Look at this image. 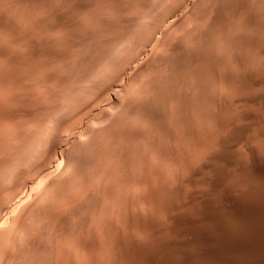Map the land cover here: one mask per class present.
Listing matches in <instances>:
<instances>
[{
  "label": "rangeland",
  "instance_id": "rangeland-1",
  "mask_svg": "<svg viewBox=\"0 0 264 264\" xmlns=\"http://www.w3.org/2000/svg\"><path fill=\"white\" fill-rule=\"evenodd\" d=\"M253 97L264 0H0V264H214L200 232L221 261L264 264L218 232L241 228L211 184L264 212Z\"/></svg>",
  "mask_w": 264,
  "mask_h": 264
},
{
  "label": "bare ground",
  "instance_id": "bare-ground-1",
  "mask_svg": "<svg viewBox=\"0 0 264 264\" xmlns=\"http://www.w3.org/2000/svg\"><path fill=\"white\" fill-rule=\"evenodd\" d=\"M237 2V1H236ZM176 3V1H175ZM180 2H177V4ZM174 4V3H173ZM56 5V4H55ZM168 6V5H167ZM176 6V5H175ZM182 6V5H181ZM173 7V6H172ZM177 7V6H176ZM183 7V6H182ZM181 7V9H182ZM47 9V8H46ZM171 9V8H170ZM173 9V8H172ZM175 9V8H174ZM180 10V9H179ZM184 10V9H183ZM44 11V10H43ZM48 11V10H47ZM173 11V10H172ZM175 11V10H174ZM176 11L178 12V10L176 9ZM175 11V12H176ZM165 12V11H164ZM167 12V11H166ZM179 13V12H178ZM182 13V12H181ZM30 14V13H29ZM33 15V14H32ZM168 15V14H166ZM165 17H168L166 16ZM183 15V14H182ZM29 16V15H28ZM172 17V16H171ZM173 18V17H172ZM181 18V14L180 17ZM178 19H174L175 21L179 20ZM36 19V18H35ZM159 20V19H158ZM173 20V21H174ZM181 20V19H180ZM48 21V20H47ZM23 22V21H22ZM54 22V21H53ZM157 23V22H156ZM168 23V22H167ZM30 25V24H29ZM38 25V24H37ZM156 25V24H155ZM170 25V24H169ZM168 25V26H169ZM153 26V25H152ZM163 26V25H161ZM166 26V27H168ZM159 27V25H158ZM164 27V26H163ZM170 27V26H169ZM161 28V27H160ZM165 28V27H164ZM154 29V28H153ZM158 29V28H157ZM162 29V28H161ZM160 29V30H161ZM167 28H165L166 30ZM163 30V29H162ZM153 31V30H151ZM154 32H156L154 30ZM158 32V31H157ZM156 32V33H157ZM160 33V31H159ZM159 36V35H158ZM161 36V35H160ZM163 37V36H161ZM160 37V38H161ZM158 38V37H157ZM148 39V38H147ZM159 40V39H158ZM144 41V40H143ZM149 43V41H146L144 44L146 45V43ZM31 43V42H30ZM56 43V42H55ZM58 43V42H57ZM159 44V43H157ZM157 44L153 47L157 48ZM143 45V44H142ZM141 47V46H140ZM145 47V46H144ZM147 47V46H146ZM148 49V48H147ZM154 49V48H153ZM151 50V49H150ZM146 51V49H145ZM210 51V50H209ZM147 52V51H146ZM152 52V50H151ZM142 53V52H141ZM139 54V53H138ZM151 54V53H150ZM142 55V54H141ZM209 55V54H208ZM140 58V56L138 57ZM141 59V58H140ZM139 60V59H138ZM124 64V63H123ZM127 67V66H126ZM258 67V66H257ZM123 68V67H122ZM124 69V68H123ZM122 69V70H123ZM131 70V69H130ZM122 72V71H121ZM48 76V75H47ZM104 79V78H103ZM110 82V81H109ZM111 83V82H110ZM102 85V84H101ZM97 86V85H96ZM110 86V85H109ZM106 88V86H104ZM103 87V88H104ZM109 89V87H108ZM96 91V90H95ZM107 91V90H106ZM96 93V92H95ZM93 97V96H92ZM205 97V96H204ZM260 100L263 104H264V97H256V98H250L248 100L253 101V100ZM107 109V108H106ZM75 110V109H74ZM73 111V110H72ZM105 111V109H104ZM110 111H108L109 113ZM68 115V114H67ZM107 115V114H106ZM245 117H252L250 114L248 115H244ZM102 119V118H101ZM104 120V119H103ZM78 125V124H77ZM82 126V125H81ZM231 127L232 132H237V128L234 127L233 125H229ZM79 127V131L81 130L80 125ZM83 129V128H82ZM91 129V128H90ZM85 130V129H84ZM87 131V130H85ZM90 131V130H89ZM78 132V131H77ZM81 132V131H80ZM88 132V131H87ZM240 135V134H238ZM241 136V135H240ZM63 138V137H62ZM240 138V137H237ZM236 138V139H237ZM218 139V138H217ZM231 141L235 140V139H230ZM218 141L220 142V144L222 146H226V142H225V137H221L220 139H218ZM54 147H56V143L53 144ZM51 146V144H50ZM52 149L54 148L53 146H51ZM50 150V149H49ZM252 154V161L254 164V168L252 170V173L250 174L251 178L255 179L256 181L260 182L262 185H264V162H260L258 161V159L256 158L255 154L251 151ZM214 158L216 159H220L222 161H225L227 163H232L234 161L233 157L230 156H225V155H216ZM262 161V160H261ZM142 164V163H141ZM241 176V175H240ZM17 180V179H16ZM22 183V182H21ZM256 183V182H255ZM11 184V183H9ZM211 184L213 185L214 189H219L220 195L221 197L227 201L229 203V210L231 211V215L234 217V219H236V221L240 224V228L241 231L240 233H232L227 231L226 229H224L223 227L218 226L217 230L220 233V235L222 236L223 239H225L227 242H230L232 244L233 247V251L235 253H240L243 254L244 256H246L249 260L254 259L255 253H264V212L262 209H260L259 207H253V206H244L239 199L231 194H228L224 191V189L222 188L221 185V181L219 180L218 177H215L213 179V181L211 182ZM5 185V184H4ZM257 185V184H256ZM10 186V185H9ZM231 186V185H230ZM25 187V186H24ZM16 189V188H15ZM19 189V188H18ZM221 189V190H220ZM17 190V189H16ZM20 195V194H19ZM14 198V197H13ZM11 198V199H13ZM216 198V197H215ZM215 200V199H213ZM243 200V199H242ZM216 201V200H215ZM8 202V201H7ZM206 202H207V197L204 200V202L202 203V207H201V213L202 215L207 218V219H213L214 217L208 212V209L206 208ZM6 203V202H5ZM220 204V203H219ZM8 205V204H7ZM12 205V203H11ZM160 206V205H159ZM211 206V205H210ZM220 209V208H219ZM2 211V210H0ZM5 212V211H4ZM3 216V215H2ZM255 218L257 220V223L259 225H262L258 228L255 227L254 223H252L251 218ZM2 219V218H1ZM7 219V218H6ZM172 220V226L170 227V232H172L173 234H179V233H187V230L185 229H181L179 228V226H177L176 224V220L175 219H170ZM255 220V221H256ZM19 221V219H18ZM181 221V220H180ZM148 223V222H147ZM183 223V222H182ZM187 224V223H186ZM194 224V223H193ZM199 225V224H198ZM234 225V224H233ZM154 231L159 230L157 227L152 226ZM201 227V226H200ZM208 227V226H207ZM234 228V227H233ZM164 230V229H163ZM159 232V231H158ZM169 235V234H168ZM163 236V235H162ZM200 237L201 240L203 242L202 246H200L199 248H197V252L198 253H202L203 256H205L206 258L210 259L213 261L214 264H234L233 262H229V261H221L219 256L221 253H224V251L220 248H215L212 247L211 242H212V238L205 232H200ZM118 238V237H117ZM5 241V240H4ZM123 241V240H122ZM174 241V240H173ZM183 241V240H182ZM252 241H254L256 244H258V246H260V250L258 251L254 245H252ZM222 242V241H221ZM224 242V241H223ZM130 243V242H129ZM5 244V243H4ZM223 246V245H222ZM256 246V245H255ZM159 250L162 251H168L170 250V245L167 244H162L159 246ZM182 246H180L178 250V253H188L187 251L183 250V248H181ZM126 248V247H125ZM152 248V247H150ZM146 249V248H145ZM144 249V250H145ZM154 249V248H153ZM157 249V248H156ZM224 249V248H223ZM147 251V250H146ZM145 251V252H146ZM180 251V252H179ZM124 252V251H123ZM157 252V251H156ZM156 252H152V253H156ZM170 252V251H169ZM192 252V251H191ZM141 253V252H140ZM150 253V251H149ZM166 253V252H165ZM172 253V252H170ZM193 253V252H192ZM5 254V253H4ZM145 254V253H144ZM161 254V253H160ZM142 255V254H141ZM140 255V256H141ZM167 255V254H165ZM121 256V255H120ZM5 257V256H4ZM157 257V256H156ZM170 257V256H169ZM180 257V256H179ZM151 256H148V263L150 261ZM172 258V257H171ZM170 258V260H171ZM104 259V258H103ZM134 259V258H133ZM154 259V258H153ZM5 260V259H4ZM93 260V259H92ZM143 260V259H142ZM146 260V259H145ZM107 261V260H106ZM135 264H139V261L137 259L133 260ZM144 261V260H143ZM157 261V260H156ZM105 262V261H104ZM159 262V261H158ZM128 263V262H127ZM126 263V264H127ZM150 263H152L150 261ZM165 263V262H164ZM147 264V263H146ZM153 264V263H152Z\"/></svg>",
  "mask_w": 264,
  "mask_h": 264
}]
</instances>
